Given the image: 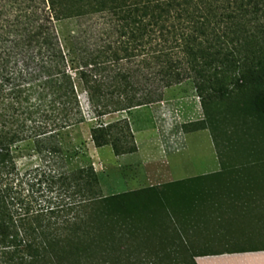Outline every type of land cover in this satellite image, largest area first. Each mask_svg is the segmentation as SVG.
Listing matches in <instances>:
<instances>
[{"label":"trees","instance_id":"16d2710c","mask_svg":"<svg viewBox=\"0 0 264 264\" xmlns=\"http://www.w3.org/2000/svg\"><path fill=\"white\" fill-rule=\"evenodd\" d=\"M72 21L80 27L60 37L56 24ZM187 81L204 109L200 129L218 130L217 173L104 196L85 165L36 181L40 201L9 187L6 159L19 145L74 153L63 137L88 121L78 92L93 146L118 153L130 125L104 119ZM261 202L264 0H0V264H197L260 252L264 243L196 249L191 228L208 208Z\"/></svg>","mask_w":264,"mask_h":264},{"label":"rangeland","instance_id":"374dc122","mask_svg":"<svg viewBox=\"0 0 264 264\" xmlns=\"http://www.w3.org/2000/svg\"><path fill=\"white\" fill-rule=\"evenodd\" d=\"M80 25L75 21L57 23L55 30L63 37L76 32ZM78 93L81 109L88 121L70 129L63 137V144L74 153L65 155L60 151L53 156L26 142L6 159L14 165L7 183L25 201L42 200L37 192L38 185L33 186L36 181L85 165L92 166L104 196L163 186L220 170L218 130L212 134L208 129H200L205 119L204 109L191 82L167 90L160 103L104 119L105 122L126 119L130 125L132 138L119 144L118 153L112 147L96 149L93 146L89 136L93 125L89 120V106L85 94ZM212 120L218 121V117ZM49 195L56 197L55 192ZM254 207L242 209L234 205L218 212L217 205L211 214L207 213L210 208L204 210L205 213L201 212L196 226L191 228L195 248L221 252L238 243L246 247L260 246L264 243V202ZM176 226L181 230L179 224ZM217 256L218 260L209 256L205 257L208 260L198 259L197 262L264 264V251Z\"/></svg>","mask_w":264,"mask_h":264},{"label":"crops","instance_id":"0c3cea01","mask_svg":"<svg viewBox=\"0 0 264 264\" xmlns=\"http://www.w3.org/2000/svg\"><path fill=\"white\" fill-rule=\"evenodd\" d=\"M199 259H207V260H208V258H205V257H202V258H199ZM212 259H214V260H218V256H214ZM197 260H198V259H196V263L198 264Z\"/></svg>","mask_w":264,"mask_h":264},{"label":"water","instance_id":"95a60500","mask_svg":"<svg viewBox=\"0 0 264 264\" xmlns=\"http://www.w3.org/2000/svg\"><path fill=\"white\" fill-rule=\"evenodd\" d=\"M196 259H199V258H196ZM196 259H195V260H196Z\"/></svg>","mask_w":264,"mask_h":264}]
</instances>
